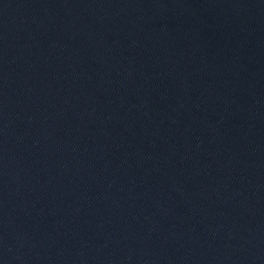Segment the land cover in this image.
Instances as JSON below:
<instances>
[{
  "label": "water",
  "instance_id": "1",
  "mask_svg": "<svg viewBox=\"0 0 264 264\" xmlns=\"http://www.w3.org/2000/svg\"><path fill=\"white\" fill-rule=\"evenodd\" d=\"M0 264H264V0H0Z\"/></svg>",
  "mask_w": 264,
  "mask_h": 264
}]
</instances>
